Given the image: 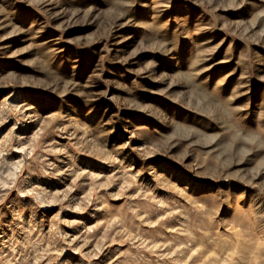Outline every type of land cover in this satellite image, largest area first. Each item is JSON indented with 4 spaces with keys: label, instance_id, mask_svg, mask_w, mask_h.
Listing matches in <instances>:
<instances>
[{
    "label": "rangeland",
    "instance_id": "374dc122",
    "mask_svg": "<svg viewBox=\"0 0 264 264\" xmlns=\"http://www.w3.org/2000/svg\"><path fill=\"white\" fill-rule=\"evenodd\" d=\"M0 264H264V0H0Z\"/></svg>",
    "mask_w": 264,
    "mask_h": 264
}]
</instances>
